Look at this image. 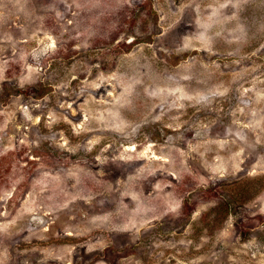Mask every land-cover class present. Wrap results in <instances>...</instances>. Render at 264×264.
<instances>
[{
	"label": "rangeland",
	"instance_id": "374dc122",
	"mask_svg": "<svg viewBox=\"0 0 264 264\" xmlns=\"http://www.w3.org/2000/svg\"><path fill=\"white\" fill-rule=\"evenodd\" d=\"M0 264H264V0H0Z\"/></svg>",
	"mask_w": 264,
	"mask_h": 264
}]
</instances>
